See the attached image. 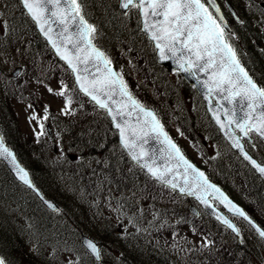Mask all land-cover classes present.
<instances>
[{"label": "trees", "instance_id": "16d2710c", "mask_svg": "<svg viewBox=\"0 0 264 264\" xmlns=\"http://www.w3.org/2000/svg\"><path fill=\"white\" fill-rule=\"evenodd\" d=\"M16 1L19 5L18 0ZM100 1L101 6L108 9L107 2L109 12L118 15L121 19L129 16H136L139 19L137 8H131L128 16H124L118 8L117 0ZM77 2L81 5V13L91 21L86 6L88 1L77 0ZM17 10L18 20H15V15H6V29L0 36V50L12 53L11 49H14L16 38L14 30L24 21L32 27V32L29 43L27 38L24 41L19 39L22 43L21 47L28 53V58L23 61L22 75L33 68L40 73L24 77L21 75L17 79H12L11 74H8L7 82L22 81L26 84L28 80L26 77H29L34 82L42 83L47 75L50 77L51 72L55 73L54 77L59 78L57 80L62 84L65 98L76 101L61 117L70 124V127L64 130V136L70 148L77 149L79 158L74 161L66 157L55 160L50 150L45 151L42 142L21 135L18 123L13 121L15 119L12 111V96L21 98L22 92L19 91L24 88L17 87L10 94L8 90L5 92L4 86L0 84V123L6 139L16 148L22 162L31 170L43 193L58 201L61 207L58 213L46 209L34 193L17 182L0 162V253L6 262L8 264H105V261L97 263L84 253L80 235L82 231H86L98 238L102 245L111 243L115 256L122 257L124 253L127 254L128 260L124 264H252L251 258L256 247H259L258 242L249 237L251 240L244 239L240 243L229 237V233L211 218H209L210 222H207L203 216L199 218L192 216L187 206L181 204V200L187 201L183 196L155 182L128 159L118 144L117 134L112 129L106 112L96 107L76 89L71 72L38 35L32 21L20 5L17 6ZM91 22L96 29L93 34L95 43L104 49L112 62L117 64L131 92L141 103L155 108L151 103L153 100L148 99L152 96L147 87L136 83V74L142 68L137 67L136 74L132 75L126 62L123 63L116 56L109 55L97 37V24ZM235 27L239 29L240 36L244 35L242 42L252 54L254 65L264 67V58L257 52L253 53L255 49L259 51L253 40L258 38L252 34L253 30L248 18L242 25ZM33 36L38 39L39 45L41 43L45 45L47 53L50 54L49 64L47 60L41 61L36 55L34 47L37 45L33 46ZM143 37L147 39L145 35ZM129 46L126 47L129 49L125 48V59L144 58L146 63L154 62L155 53H146L142 49L138 51L132 44V47ZM11 59L13 64V56ZM154 65L163 70L158 64L154 63ZM261 68L258 70H262ZM149 83L153 88L155 87L156 95L168 88L161 85V78L160 81L151 79ZM159 114L162 116L161 112ZM6 117L9 118L8 126H6ZM162 120L168 126L165 120ZM210 123L216 132L215 126L211 121ZM103 135H106V138H103ZM213 135L215 140L217 138L221 140L219 133ZM226 153L228 158L210 164L214 167V171L212 172L209 166L211 172L208 169L207 172L264 227V182L228 147ZM99 156L102 162L96 165L93 159ZM102 206H113L116 211L103 217ZM125 209L127 211H124ZM146 210L152 216H156L155 226L150 223L151 218L147 216ZM138 212L142 213V227L145 228L142 230L147 234L142 236L139 234L141 232H132L133 234L128 236L135 239L130 245L132 249H137H135L136 254L131 251L129 253L125 244L119 245V239L124 236L119 233L113 222L106 223L104 227L95 226L96 230L93 231L78 220L83 217L86 222L92 223V220L96 221V216L100 220L96 223L104 224L113 214L125 218L128 214H138ZM160 214L168 217L162 219L159 217ZM17 216H22L24 221ZM181 216H185L184 222L180 219ZM188 222L189 224L185 226ZM244 227V235L256 237L247 225ZM195 228L198 229L194 230ZM193 230L203 239L198 241L195 247L191 245L187 248L180 244L185 241L190 243L188 239ZM169 241L180 243L167 245L166 242ZM55 248L60 252L71 248L74 253L83 256L77 261L56 263L54 259L48 258V252L57 251L54 250Z\"/></svg>", "mask_w": 264, "mask_h": 264}, {"label": "snow or ice", "instance_id": "6c2138e0", "mask_svg": "<svg viewBox=\"0 0 264 264\" xmlns=\"http://www.w3.org/2000/svg\"><path fill=\"white\" fill-rule=\"evenodd\" d=\"M21 2L32 19L39 24L41 31L52 41V46L57 54L76 72L80 89L90 96L100 108L106 109L114 121L117 116H132L137 112L143 115L142 122L141 116L136 115L137 124L135 125L129 120H124L122 123L117 122L115 125L120 129L124 148L131 152L134 160L139 161L147 155L142 146L146 134L145 128H147L149 132L156 133L158 138H163V143L167 145L165 150L167 158L174 164L173 168L165 166L161 171L153 166L155 161L153 164H149L145 159L143 166L153 177L165 184H170L175 189L178 185L173 181L176 175H182L184 187H181L180 191H188L191 195H197V198L206 207H211L207 197L215 196L229 211L246 220L258 232L259 236L264 238V229L257 225L243 209L233 204L216 185L211 184L205 174L191 164L184 157L180 148L169 138L155 113L145 109L139 101L132 97L122 77L111 69V60L92 44L91 36L96 29L93 25L88 24L80 14L81 5L77 3V0H21ZM122 6L124 8L131 6L142 11L145 17V28L151 31L152 39L156 42V48L159 49L162 58H175L180 68L185 72H192L196 69L210 73L209 79L205 81L210 93H226L224 99L234 104L237 103V98L240 101H247L248 111L245 112L242 122H236L233 116L225 110V115L229 116V125L236 123V126L245 135L250 131H255L264 136V112H261L258 117H253L257 106H264V88L258 87L241 66L235 50L225 41V29L212 16L205 4L201 3V0H124ZM150 15L160 16L163 19L149 23ZM77 19L79 20V29L77 38L73 40L72 36L68 34L69 21L75 23ZM56 22L64 25L61 35L64 37L65 43L71 44L75 49L74 53L52 40L50 26L45 28V25ZM2 27L4 25L0 22V28ZM81 43H83V47L80 46ZM92 60L99 62L97 64L98 71L99 64H103L104 70L101 75L94 76L89 80L80 75L78 65H86ZM64 94V92L57 93L61 96ZM117 95L122 99L114 100L113 97ZM109 102L115 104L116 108L111 107ZM68 103L71 104V98ZM129 106L131 110L125 111ZM253 119H255V123H253ZM217 122L221 124L222 128L225 127L219 116H217ZM233 142L237 148L241 147L238 140ZM0 156L11 157V162L15 166L20 180L26 185L34 187L28 178V173L15 163V156L3 146L2 140H0ZM245 157L251 160L260 173H264V167L257 164L246 153ZM180 168H183L182 173L177 171ZM169 175L172 179L166 178ZM196 190H199V194ZM217 219L239 235L240 230L230 220L224 216H217ZM87 247L99 258L100 251L95 243L88 241ZM0 264H5L3 259H0Z\"/></svg>", "mask_w": 264, "mask_h": 264}, {"label": "rangeland", "instance_id": "374dc122", "mask_svg": "<svg viewBox=\"0 0 264 264\" xmlns=\"http://www.w3.org/2000/svg\"><path fill=\"white\" fill-rule=\"evenodd\" d=\"M87 1L88 2L86 6L88 14L91 17V21H94L97 24V37L100 39L101 44L104 46L109 55L116 56L121 61H123V63L126 62V65L130 69L132 75L136 74L135 71L137 67L142 68V70L136 74V83H140L141 86L145 85L147 87L146 89L152 96L148 97V99L153 100L151 103L155 105V109L157 111L162 113V116L173 135L172 137L177 138L181 142V145H183L184 150L188 154V156L197 164L204 165L207 168L210 166V164H214L218 160L224 161L226 158H228L226 154L227 147L224 142L222 140H217L218 138L216 140L214 139L213 134L215 133V131L213 130L209 118L206 115V109L201 98L195 91H193V89L185 86V83L180 78V75L178 73H169L165 70L157 68L156 65H154V63L157 64L156 58H154L153 63H146V61H144V58H131L132 60H127V58H124L126 55L125 48L129 45V47H132L131 44L134 45L138 49V51H140L139 49H142L146 53L154 52L152 47L153 45H151L148 39H144V34L142 35V32L140 30V20L137 19L136 16H129L125 17V19H121L118 17V15H113L108 10L109 6L107 2L106 5L108 9L101 6L100 0ZM244 1L245 0H242L243 3L238 5L244 6ZM260 1L262 0H256L257 4H254L255 7L251 8L254 9L258 14L261 12L260 5L258 4ZM17 6L19 5L16 0H0V22H2V24L4 25V27L0 28L1 34H3L6 29L5 23L3 22L6 12H8L9 16L15 15V20H18L17 16L19 15V12L17 10ZM258 18H260L261 20L262 16L260 15V17ZM257 20L259 21V19ZM115 21H117V23H115ZM26 23L28 22L26 21ZM262 29L264 31V28ZM256 31H258L264 39V32L261 31V28H256ZM31 32L32 27L22 21L19 28H16L14 30V36H16V38L13 44L14 49H11L12 53L10 51L7 53L3 50H0V84L4 86V91L6 92L8 90L10 94H12V90L16 89L17 87L19 88L22 86V88H24L19 91L22 92L21 98L23 99V101H18L17 99L13 100L14 107L12 106V111L14 113L15 120H12L14 121V123L15 121L18 123L20 131L25 137H32L34 140L38 141L39 139H37L34 135H39L38 137L41 141H43L45 138V134H47L46 125L50 123L49 120H51L53 116L58 117L57 121L54 122V134L64 133V130L70 127V124L61 117L63 110L67 109L69 106L63 102V96L57 95V93L62 92V84L59 80H57L59 78L54 77V72L50 73V77L47 75L46 79H44L42 83L34 82L29 79V77H26V80L28 79L26 84L22 81L7 82L8 74H11L17 66L23 67V61L28 58V53L24 50V48L21 47L22 43L21 41H19V39H23L24 41L27 38V42L29 43L31 41ZM33 40V46L37 45L36 47H34L36 55L39 56V59L41 61L47 60L49 64L50 54L47 53L48 51L46 50L45 45H42V43L39 45V43H37L38 39H36L34 36ZM232 40L235 42V44H240L235 38H233ZM261 41L264 45V40ZM260 49H264L263 46L260 47ZM11 56H13V67ZM141 56L143 55L141 54ZM261 56H264V52L261 54ZM250 68L253 69L252 66H250ZM33 69L27 70V72L24 73L22 77L31 76L34 73H40V71H36V68L35 70ZM256 72L259 80L263 82L264 78L262 76L264 74L258 73V71ZM11 78L14 79V77ZM160 78L161 85L168 88L163 92H158V94L156 95L154 93L155 87L153 88V86H151L149 82L151 79L160 81ZM260 78H262V80ZM46 86L47 88H49V86L52 87L51 91L46 89ZM170 88H172L173 91ZM8 121L9 118L6 117V126H8ZM9 131L10 130L8 129V133ZM185 131H187L189 135H187ZM103 138H106V135H103ZM197 138L199 139V141L196 140ZM56 143V154H58L57 158H60L61 152H58L59 148H63L67 154H76L77 159L79 158V152L77 151V149L70 148V144H66L64 142V139H62V143H60L59 140H57ZM258 154L264 157V145H261V143L258 147ZM99 162H102L100 156L96 159H93V163H96V165ZM210 170L213 172L214 167L210 166ZM136 196L138 197V195ZM124 211H127V209H125ZM113 212V206L101 207V213L103 217L108 216ZM139 213L141 215H139ZM146 214L147 216L151 217V214L148 210H146ZM17 217L21 221H24L22 216ZM159 217L162 219H166L168 216L165 214H160ZM95 218L96 221L100 222V220L96 216ZM125 218L127 228L123 231H120V234L122 233L130 235L131 232H141L139 234H141L142 236H145L147 234L145 230H142L145 228L142 227L143 221L141 212H138V214H128L127 216H125ZM207 218L208 217L206 216L205 220H208ZM154 219V223H156V216L154 217ZM78 220L88 225V229H91L93 231L96 230L95 226L104 227L106 223H109V220H107L104 224H97L94 220H92V223H88L85 221V219H83V217L78 218ZM182 221L184 222L183 219ZM188 224L189 222L186 223L185 226H187ZM203 225L206 226L205 224ZM239 225L245 232V227H243V224L239 222ZM197 229L195 228L194 230ZM194 230L191 232V237H189L188 239L190 243H187L186 241L185 243H180L178 241H169L166 242L167 245H175L174 243L178 242L182 245H185V247L187 248H189L191 245L195 247L198 244V241L202 240L203 237H201V235L199 234L196 235L197 232H195ZM243 237L247 238L248 236L243 235ZM126 239L127 241H125ZM134 241L135 239L133 238L122 237L119 239V245L121 243L125 244V248H127V251L129 253L131 251L136 254V248L132 249L130 245ZM54 250L57 249L55 248ZM76 255L77 253L71 255L69 251L64 253L60 252V250H57L51 251L48 254V258L54 259V262L56 263H63L71 259H76ZM77 256L80 257V255ZM103 256L106 261L105 264H122L123 262H126L128 260V255L125 253L122 257L115 256L113 246L108 242L107 244L103 245ZM251 262L252 264H264V247H256L251 258Z\"/></svg>", "mask_w": 264, "mask_h": 264}, {"label": "water", "instance_id": "95a60500", "mask_svg": "<svg viewBox=\"0 0 264 264\" xmlns=\"http://www.w3.org/2000/svg\"><path fill=\"white\" fill-rule=\"evenodd\" d=\"M209 5L212 7V9L214 10V12L216 13V15L218 16V18L221 20V22L223 23L224 27L226 29H230L229 28V24L223 14V11H222V8L219 4V2L217 0H207ZM123 2L124 0H120L119 1V7L120 9L126 13L128 8H124L122 5H123ZM201 3H203V1L201 0ZM23 5V4H22ZM63 6V5H62ZM233 15L235 16L236 19L240 20L239 17H238V14L236 13V11L234 10V8L229 5ZM218 9V11H217ZM27 11V10H26ZM140 12V16H141V29L144 33H146L148 35V37L153 41L154 43V46L156 48V42L152 39V33L151 31H148L146 30L145 28V17L143 16V13L141 10H139ZM28 13V12H27ZM81 14V13H80ZM82 15V14H81ZM30 16V15H29ZM31 17V16H30ZM32 18V17H31ZM163 17H160V16H157V17H153V16H149L148 17V21L149 23H154L156 20H162ZM33 20V19H32ZM34 21V20H33ZM35 22V21H34ZM36 23V22H35ZM88 24H90L88 21H87ZM51 27L52 28V32L50 33V35L52 36V40H55L56 43L58 45H61L62 47H66L68 48L71 52H75V49L72 48V45L71 44H67L65 43L64 41V37L61 35L62 33V30H63V27L64 25L60 24L59 22H56V23H51L50 25H45V28L47 29L48 27ZM36 27L39 31V33L41 34V36L47 41V43L50 45V47L52 48V50L54 51L55 55L63 62L66 64V66L71 70L72 74H73V77H74V80H75V83L78 87V89L84 94L86 95L79 87V82L77 81L76 79V72L73 71V69L67 64V62L63 59H61V57L57 54L55 48L52 46V41L48 39L47 36H45L44 32L41 31V28L39 26L38 23H36ZM78 29H79V20L77 19V21L75 23H72L71 21H69V33L73 40H75L77 38V32H78ZM225 38V36H224ZM91 40H92V36H91ZM225 41L227 42L226 38H225ZM228 43V42H227ZM92 44L100 51L103 52V50L98 47L97 45L94 44L93 40H92ZM81 47H83V43H81L80 45ZM104 53V52H103ZM168 54V53H166ZM156 55H157V60H158V63L159 64H162L165 68H167L168 71H172L173 69H178L180 71V73L182 74V76L185 78V80L194 85V87L196 88V90L198 91V93L200 94V96L204 99L205 101V104H206V108H207V111L210 115V117L212 118L213 122L216 124V126L219 128L221 134L224 136V138L226 139V141L231 145V147L238 153L240 154V156L246 161L248 162L256 171L257 173L262 177V179L264 180V173H260L259 170L252 164L251 160L247 159L245 157V153L247 154V156L251 157L252 160H255L257 164H259L261 167H264V162L261 163L259 162L256 158H254L245 148V145L242 141V137H245L247 138L248 140H251V138L249 137V135H245V133L243 131H241L237 126H236V123H232V124H228V119H229V116H226L225 115V110L228 111V113L230 115L233 116V119L236 121V122H242L243 121V117H244V114L245 112L248 111L247 107H246V104H247V101H240L239 98H237V103H230L228 100L224 99V96L226 95V93H223V92H209L208 90V86L205 84V81H207L209 79V76H210V73H204L202 71H199V70H196L194 69L192 72H185L183 69L180 68V65L177 63L176 59L175 58H168V59H164L161 57L160 55V51L159 49L156 48ZM170 56V54H168ZM238 59V58H237ZM99 62L98 61H95V60H92V61H89L86 65L85 64H79L78 67H79V73L81 76L83 77H87L89 80H91L94 76H99L103 73V64H99V71L97 70V64ZM241 64V63H240ZM242 66V65H241ZM111 69L118 73L116 67L114 65H110ZM243 67V66H242ZM85 69H87V71H85ZM245 69V68H244ZM19 69H17L15 71V74L18 72ZM246 70V69H245ZM119 74V73H118ZM249 74V73H248ZM249 76L251 77V75L249 74ZM252 78V77H251ZM253 79V78H252ZM254 81V80H253ZM255 82V81H254ZM256 83V82H255ZM257 84V83H256ZM258 87H260L258 84H257ZM129 91V90H128ZM130 92V91H129ZM131 93V92H130ZM132 95V93H131ZM91 101H93L91 99L90 96L86 95ZM132 97L137 100L133 95ZM114 100H121L122 98L117 95V96H114L113 97ZM123 99H126V98H123ZM138 101V100H137ZM94 102V101H93ZM95 103V102H94ZM110 103V106L113 107L114 109L116 108V105L115 104H111ZM96 104V103H95ZM97 105V104H96ZM221 105H223V107H221ZM98 106V105H97ZM99 107V106H98ZM145 107V106H144ZM145 109L149 110V111H152L153 113L154 110L151 109V108H148V107H145ZM106 110V109H105ZM131 110V107L129 106L128 109H126L125 111H130ZM107 111V110H106ZM261 112H264V106H257L256 108V111L253 113V117H258L259 114ZM108 113V112H107ZM215 113V115H214ZM109 117H110V120L112 122V126L113 128L117 131L118 133V139H119V142L122 146V148L125 150V152L127 153V155L130 157V159L135 162L136 164H138L145 172H147L150 176H152L151 173L148 172V170L143 166L144 165V162H145V159L147 160V162L149 164H153V161H155V163L153 164L154 167L156 168H159L161 169V171H163L164 167L167 166L169 168H173L174 167V164L173 162H169L168 158H167V152L165 151L167 149V145L163 143V138L160 137L158 138L157 137V134L154 133V132H149L147 128H145V136H144V139L142 141V146H143V149L145 151V153L147 154L144 158H142L141 160L137 161V160H134L132 158V154L131 152L124 148L123 146V142H122V138H121V135H120V129L116 128V123L117 122H123L124 120H129L133 125L137 124V120H136V115H140L141 116V122L143 121V115L141 113H134L132 116H117V119L114 121L112 119V116L108 113ZM156 115V113H155ZM217 116H219L220 118V121L222 123H224L225 127H221V124L217 122ZM157 117V115H156ZM158 118V117H157ZM255 119H253V123H255ZM240 132L237 133L236 132V129ZM165 131V130H164ZM166 132V131H165ZM257 133V132H256ZM258 135H260L259 133H257ZM261 136V135H260ZM263 139H264V136H261ZM170 138V137H169ZM171 139V138H170ZM0 140H2L3 142V146L5 148H7L10 152L13 153V155L15 156V163L18 164L21 168H23L27 173H28V178L31 180L32 182V185L34 187H30L31 189H33L39 196L40 198L44 201V203L49 206L50 208H52L53 210H57L58 209V206L52 201V200H47L46 198H44L41 194V192L39 191V189L34 185L33 181H32V178H31V175L28 171V169L26 167L23 166V164L21 163V161L19 160L17 154H16V151L14 149H10L8 147V145L4 142L2 136H1V133H0ZM172 140V139H171ZM234 140H238L241 147L240 148H237L235 146V143L233 142ZM176 145L177 143L172 140ZM178 146V145H177ZM179 147V146H178ZM180 148V147H179ZM181 150V149H180ZM137 151H139V149H137ZM182 152V150H181ZM183 153V152H182ZM184 157L191 163L193 164L197 169H199L200 171H202L205 176L208 178V181L211 183V184H214L216 185V187H218L221 192L230 200L232 201L233 204L237 205L239 208L243 209L244 208L238 204L237 202H235L226 192L223 188H221L218 184H215L214 182H212L210 180V178L208 177V175L201 169L199 168L193 161H191L188 157L185 156V154L183 153ZM0 161H3L6 166L8 167V169L12 172V174L14 175V177L21 183H23L24 185H26L22 180H20L19 176L17 175V171H16V168L15 166L13 165V163L11 162V157H8V158H5L4 156H0ZM178 172L182 173L183 172V168H180L177 170ZM153 177V176H152ZM155 178V177H153ZM167 179H172L171 175L167 176L166 177ZM156 179V178H155ZM158 180V179H156ZM159 182L165 184L163 181H160L158 180ZM174 183H177V187L175 188V190L179 191L181 194L183 195H186L188 197H191L193 199H195L199 204L200 206L206 210L207 212H209L214 218L217 219V216H224L225 218H227L228 220H230L233 224H235V222L233 220H231L221 209L217 208L214 204V202L211 200V198H214L216 199L215 196H208L207 199H208V203L209 205H211V207H206L203 203H201V201L197 198V195H191L189 194L188 191H180V188L181 187H184V178L182 175H176V178L175 180L173 181ZM169 187H171L170 184H165ZM172 188V187H171ZM197 193L199 194V190H196ZM219 203L220 201L218 199H216ZM228 212L232 213L231 211H229V209L222 203H220ZM190 210L196 214V215H199V211L197 209V207L193 204H191L190 206ZM245 211V210H244ZM245 213H247L245 211ZM233 214V213H232ZM248 215V214H247ZM249 216V215H248ZM250 217V216H249ZM242 218V217H241ZM251 218V217H250ZM243 219V218H242ZM252 219V218H251ZM218 220V219H217ZM253 220V219H252ZM220 221L222 224H224L221 220H218ZM246 221V220H245ZM254 221V220H253ZM247 222V221H246ZM248 223V222H247ZM255 223L257 225H259L256 221ZM249 224V223H248ZM225 225V224H224ZM227 226V225H225ZM236 226V224H235ZM260 226V225H259ZM228 227V226H227ZM237 227V226H236ZM261 227V226H260ZM229 228V227H228ZM253 228V227H252ZM262 228V227H261ZM231 229V228H229ZM254 229V228H253ZM263 229V228H262ZM232 230V229H231ZM255 230V229H254ZM233 231V230H232ZM256 231V230H255ZM234 232V231H233ZM257 232V231H256ZM258 233V232H257ZM234 234L239 237V235H237L236 232H234ZM88 241H92L90 238L86 237V236H83V244L84 246L88 249L87 247V242ZM93 243H95L94 241H92ZM96 244V243H95ZM97 245V244H96ZM98 249H99V246L97 245ZM90 251V249H88ZM91 252V251H90ZM91 254L98 260L100 261L101 258L99 256V258H97L92 252ZM0 259H2L0 257Z\"/></svg>", "mask_w": 264, "mask_h": 264}, {"label": "bare ground", "instance_id": "6f19581e", "mask_svg": "<svg viewBox=\"0 0 264 264\" xmlns=\"http://www.w3.org/2000/svg\"><path fill=\"white\" fill-rule=\"evenodd\" d=\"M222 171H223V169H222ZM224 171H225V169H224ZM118 238V237H117Z\"/></svg>", "mask_w": 264, "mask_h": 264}]
</instances>
